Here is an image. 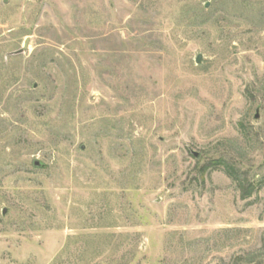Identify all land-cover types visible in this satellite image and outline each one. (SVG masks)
Returning <instances> with one entry per match:
<instances>
[{"label": "rangeland", "instance_id": "374dc122", "mask_svg": "<svg viewBox=\"0 0 264 264\" xmlns=\"http://www.w3.org/2000/svg\"><path fill=\"white\" fill-rule=\"evenodd\" d=\"M263 234L264 0H0V264H264Z\"/></svg>", "mask_w": 264, "mask_h": 264}, {"label": "trees", "instance_id": "16d2710c", "mask_svg": "<svg viewBox=\"0 0 264 264\" xmlns=\"http://www.w3.org/2000/svg\"><path fill=\"white\" fill-rule=\"evenodd\" d=\"M221 166L223 171L225 172V174L231 178V180L235 183L237 189H239L241 191V197L242 198H247L248 196V192H246L245 189L246 188V180L240 179L239 174L237 173V171L232 168L226 160H220L218 162ZM247 187H250L251 189L254 190L255 185L254 184H248ZM261 242H262V247H264V234L261 236ZM249 254L247 253V255L245 256H237L233 259V261L231 262V264H262V260L253 263L255 261V259H253L252 257H248Z\"/></svg>", "mask_w": 264, "mask_h": 264}, {"label": "water", "instance_id": "95a60500", "mask_svg": "<svg viewBox=\"0 0 264 264\" xmlns=\"http://www.w3.org/2000/svg\"><path fill=\"white\" fill-rule=\"evenodd\" d=\"M208 6V4H206V7ZM201 61V59H200V55L199 56H197V58H196V62H200ZM255 117H257V115L255 116ZM34 166H36V167H41L42 166V162H40L39 160H35L34 161Z\"/></svg>", "mask_w": 264, "mask_h": 264}]
</instances>
